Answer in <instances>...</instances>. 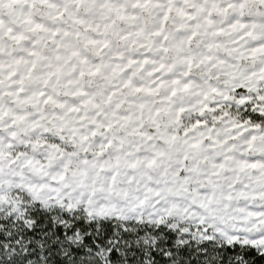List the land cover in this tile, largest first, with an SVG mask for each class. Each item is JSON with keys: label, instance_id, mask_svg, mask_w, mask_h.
Masks as SVG:
<instances>
[{"label": "snow or ice", "instance_id": "snow-or-ice-1", "mask_svg": "<svg viewBox=\"0 0 264 264\" xmlns=\"http://www.w3.org/2000/svg\"><path fill=\"white\" fill-rule=\"evenodd\" d=\"M0 264H264V0H0Z\"/></svg>", "mask_w": 264, "mask_h": 264}]
</instances>
